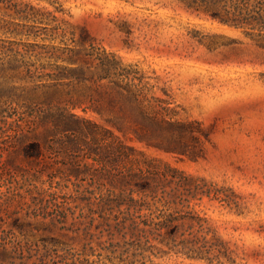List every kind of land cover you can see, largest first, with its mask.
Wrapping results in <instances>:
<instances>
[{"label":"rangeland","instance_id":"rangeland-1","mask_svg":"<svg viewBox=\"0 0 264 264\" xmlns=\"http://www.w3.org/2000/svg\"><path fill=\"white\" fill-rule=\"evenodd\" d=\"M256 33L171 0H0V264L132 256L116 203L107 201L119 192L118 170L139 166L114 157L121 152L213 183L228 201L205 195L191 207L238 262L264 264V41ZM103 60L136 83L142 77L149 95L174 109L165 116L180 122L173 134L185 153L107 121L122 114L107 106L116 93L109 80L53 85L57 65L94 69ZM67 98L87 102L65 109L80 118L76 132L54 123ZM89 100L103 103L101 111L84 110ZM30 142L41 145L38 155L26 154ZM151 256L214 264L173 251Z\"/></svg>","mask_w":264,"mask_h":264},{"label":"trees","instance_id":"trees-1","mask_svg":"<svg viewBox=\"0 0 264 264\" xmlns=\"http://www.w3.org/2000/svg\"><path fill=\"white\" fill-rule=\"evenodd\" d=\"M187 11L203 13L223 25L240 28L250 34L258 35L264 41V0H171ZM264 46V43H263ZM68 67L56 66L53 77L54 86H59L64 79L78 82L90 80L99 82L103 79L116 88V93L108 96L107 106H119L121 115L109 116L107 121L118 125L122 130L125 125L134 126L136 135L147 141L149 145L160 147L169 152L185 153L186 145L175 137L173 130L181 126L180 122L168 119L165 112L174 114V109L164 105L165 101L149 95L148 88L139 77L136 83L126 69L119 71L117 66L104 60L92 69V64ZM114 67V68H113ZM114 69V70H113ZM64 103L56 114L54 123L58 130L76 132L79 129V116L67 113V107H81L86 100L67 98L58 100ZM90 103L92 100H89ZM99 100H97L98 103ZM92 102L84 106V110L94 108L101 111L103 103ZM41 145L30 142L25 146L26 154L38 155ZM132 149V148H131ZM115 158L125 159L137 168L121 167L115 177L119 183V192L115 198L107 201L116 203L118 208L117 226L127 242L132 256H120L118 264H160L151 255H161L171 251L190 258L204 259L214 264H242L238 262L236 249L231 248L211 226L208 218L191 207L192 199L203 196L228 201L213 183L203 178L186 175L169 163L153 159L131 156L121 152ZM135 193L138 197H135ZM31 256H16L20 261L15 264H27ZM12 263H14L12 261ZM100 264L89 258L66 256L50 261L45 257L33 264ZM103 264V263H101Z\"/></svg>","mask_w":264,"mask_h":264}]
</instances>
